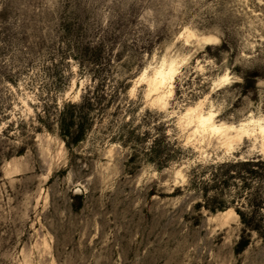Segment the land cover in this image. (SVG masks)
I'll return each mask as SVG.
<instances>
[{"label":"rangeland","instance_id":"374dc122","mask_svg":"<svg viewBox=\"0 0 264 264\" xmlns=\"http://www.w3.org/2000/svg\"><path fill=\"white\" fill-rule=\"evenodd\" d=\"M197 106L264 120L262 0H0V264H264L263 142Z\"/></svg>","mask_w":264,"mask_h":264},{"label":"bare ground","instance_id":"6f19581e","mask_svg":"<svg viewBox=\"0 0 264 264\" xmlns=\"http://www.w3.org/2000/svg\"><path fill=\"white\" fill-rule=\"evenodd\" d=\"M201 41L205 45H211L216 43L218 41V38L214 35H207V36H203L201 38ZM178 70H179V63L176 60L174 59L170 61L164 60L157 67L154 68L152 75L147 78V84L149 86L150 92L157 95L159 101L163 99L165 95L164 90L166 88L168 89L169 94L173 93L175 76L177 75ZM144 76H146V71L143 74V77ZM221 80L225 82V85H227L230 81L228 76H223ZM182 115L184 117L189 118L188 125L194 126L195 129L194 132L199 131V132L220 133L228 139H233V137L234 138L237 137L239 141H243L250 137L261 139L263 142L261 143L263 151L262 150L261 151L263 152L262 154H264V120L262 118H258V119L252 118L247 122H242L239 126H234V125L227 126L222 123L216 124V117L218 116V113L213 110L208 112L200 111L198 106L186 109ZM228 144L229 143H227V145ZM230 212L231 213L233 212V214H235V216L238 217L232 209H228L227 211L222 212V214L225 216Z\"/></svg>","mask_w":264,"mask_h":264},{"label":"trees","instance_id":"16d2710c","mask_svg":"<svg viewBox=\"0 0 264 264\" xmlns=\"http://www.w3.org/2000/svg\"><path fill=\"white\" fill-rule=\"evenodd\" d=\"M64 128H65V130H64V133H63V136H62L63 138L67 139V138H69V137H71V136L74 135L73 132H72V128H73V123H72V122L69 123L68 126H64ZM77 133H78L79 136H76V138H75V142H79V141H81V139H82V135H81V133H82V129H81L80 131H78ZM66 145L69 147L68 143H66ZM252 205L254 206L253 202H252ZM246 246H247V245L244 244V245L241 247V251H243V250L245 249Z\"/></svg>","mask_w":264,"mask_h":264},{"label":"snow or ice","instance_id":"6c2138e0","mask_svg":"<svg viewBox=\"0 0 264 264\" xmlns=\"http://www.w3.org/2000/svg\"><path fill=\"white\" fill-rule=\"evenodd\" d=\"M262 2H264V0H262Z\"/></svg>","mask_w":264,"mask_h":264}]
</instances>
